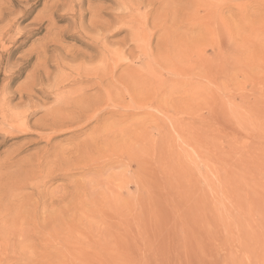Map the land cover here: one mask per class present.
Masks as SVG:
<instances>
[{"label": "rangeland", "instance_id": "obj_1", "mask_svg": "<svg viewBox=\"0 0 264 264\" xmlns=\"http://www.w3.org/2000/svg\"><path fill=\"white\" fill-rule=\"evenodd\" d=\"M0 264H264V0H0Z\"/></svg>", "mask_w": 264, "mask_h": 264}]
</instances>
